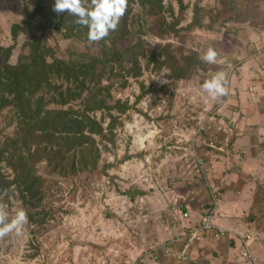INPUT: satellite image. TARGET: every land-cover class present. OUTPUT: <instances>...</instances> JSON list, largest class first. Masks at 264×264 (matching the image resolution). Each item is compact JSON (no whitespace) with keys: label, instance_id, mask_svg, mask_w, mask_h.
<instances>
[{"label":"rangeland","instance_id":"obj_1","mask_svg":"<svg viewBox=\"0 0 264 264\" xmlns=\"http://www.w3.org/2000/svg\"><path fill=\"white\" fill-rule=\"evenodd\" d=\"M164 5L173 13L153 17L134 6V27L119 47H128L134 36H141L148 53L169 45L201 57L212 47L218 59L232 65L230 94L212 100L201 90L224 64L205 62L203 69L176 80L168 67L149 62L148 54L141 61L142 76L116 94L132 107L122 116L115 145L94 137L84 148L86 167L56 186L50 200L55 213L44 224L29 221L23 235L0 239V264H131L154 242L193 229L209 211L216 227L251 236L264 264V0H184L183 9L175 0ZM33 9L31 0H0V45H14L12 27ZM196 11L199 26H194ZM162 18L170 27L164 35L159 34ZM34 37L60 59L97 53L92 43L68 39L64 30L37 31ZM24 42L20 35L12 65L27 60ZM180 63L178 57L173 62ZM162 70L167 75L161 78ZM15 126L4 111L0 139L12 136ZM43 167L38 166L40 173ZM19 209L17 201L8 205L9 219ZM215 232L197 244V264H214L211 255L205 260L206 250L217 249L209 242L229 246L231 240ZM240 253L218 264H246Z\"/></svg>","mask_w":264,"mask_h":264},{"label":"trees","instance_id":"obj_2","mask_svg":"<svg viewBox=\"0 0 264 264\" xmlns=\"http://www.w3.org/2000/svg\"><path fill=\"white\" fill-rule=\"evenodd\" d=\"M31 1L34 9L21 25L12 27L14 45H0V118L7 110L11 122L16 124L12 136L0 139V202L7 206L19 202L30 223L40 225L55 213L50 200L58 192L59 182H66L83 170L84 148L94 137L115 145L116 130L123 127L122 116L132 107L116 94L124 92L130 80L142 76V59L151 54L149 62L168 67L176 80L203 69L205 62L198 53H178L169 45L150 48L148 53L141 36H134L125 49L119 47L134 27V6L141 7L148 16L159 17L174 11L172 6L166 8V0H129L117 30L92 43L97 53H74L68 60L58 58L42 39H35V32L64 30L68 39L89 42L88 29L75 24L76 17L67 12H53L55 0ZM175 1L184 8V0ZM198 12L194 26L200 25ZM159 24V34H166L170 27L163 18ZM20 35L25 37L28 57L12 65L10 60ZM158 56L164 58L163 62L157 60ZM177 57L181 63L174 65ZM42 164L44 173L38 168Z\"/></svg>","mask_w":264,"mask_h":264},{"label":"clouds","instance_id":"obj_3","mask_svg":"<svg viewBox=\"0 0 264 264\" xmlns=\"http://www.w3.org/2000/svg\"><path fill=\"white\" fill-rule=\"evenodd\" d=\"M129 0H55L52 11L57 14L67 12L76 17L74 23L88 29L87 39L90 43L99 42L117 30L124 17ZM219 53L212 47L200 57L208 64H224L225 70L215 73L210 79H205L201 90L212 100H220L230 94L229 69L232 65L223 59H218ZM167 70H162V77ZM160 78V83L166 84ZM8 206L0 202V239L10 233L23 235L24 227L29 223L28 215L22 208L17 210L14 217L9 219Z\"/></svg>","mask_w":264,"mask_h":264},{"label":"built area","instance_id":"obj_4","mask_svg":"<svg viewBox=\"0 0 264 264\" xmlns=\"http://www.w3.org/2000/svg\"><path fill=\"white\" fill-rule=\"evenodd\" d=\"M213 212L208 215L200 224L199 227H195L193 229L187 230L185 233L183 232L181 235L177 236L171 241L166 242L163 246H156L149 250L147 255H142L131 264H148L149 260L152 264H164L160 261L159 253L162 251L168 257H175L182 264H186L191 261V257L189 254V250H191L196 242H198L202 238V233L211 232L213 229L218 230V233L222 237L228 236V231L225 229H221L216 227L213 223ZM242 238L243 243V252L241 256L251 263H255V259L250 250L251 246V237L250 236H240ZM149 256V257H148ZM153 259V260H152Z\"/></svg>","mask_w":264,"mask_h":264},{"label":"crops","instance_id":"obj_5","mask_svg":"<svg viewBox=\"0 0 264 264\" xmlns=\"http://www.w3.org/2000/svg\"><path fill=\"white\" fill-rule=\"evenodd\" d=\"M214 210V209H213ZM212 210V211H213ZM211 211V212H212ZM207 214H210V211L207 213ZM205 219V218H204ZM204 219H202L201 221H200V223L204 220ZM215 223V220L213 219L212 220V223ZM200 223H198L197 224V226H199L200 225ZM216 224V223H215ZM196 225H195V227H197ZM195 227H193V228H195ZM219 228V227H218ZM180 229V228H179ZM221 229H224V228H222L221 227ZM213 230H216L217 231V233H218V230H217V228L216 229H213ZM212 230V231H213ZM225 230H227V229H225ZM211 231V232H212ZM228 231V230H227ZM211 232H207V233H202V238L198 241V242H196V244L194 245V247L191 249V250H189V254H190V257H191V261L190 262H188V263H186V264H197L196 263V261L195 260H197L196 258L194 259V255H195V252H196V248H197V244L199 243V242H202V241H204L205 239H206V236H209L210 235V233ZM216 233V232H215ZM217 233H216V235H217ZM228 236H226V237H222L221 239L222 240H231V242H229V246L227 247V241H222V242H220V243H217V242H215V241H212V242H209L208 244H209V246H213V245H215L216 247H217V249L216 250H211V252H210V250H206V261H208V257H207V255H211L212 256V258H213V260H212V262L214 263V264H218V263H220V260L222 259V258H228V256H230V254H232V252H234V251H236V250H241V253L243 252V243H242V238L240 237L242 234L241 233H237V232H234V231H228ZM213 237H215L216 235L213 233V234H211ZM176 236H178V234L176 235ZM218 236H221L219 233H218ZM242 236H247V235H242ZM175 237V236H174ZM174 237H168V238H170L169 240H167V241H165V242H163L162 243V241H156V242H154V245H152V246H150L149 248H147L145 251H143L141 254H144V255H147V253L149 252V250L151 249V248H153V247H156V246H163V244H165L166 242H168V241H171V240H173L174 239ZM251 237V236H250ZM176 238V237H175ZM218 238H220V237H218ZM233 240V241H232ZM251 243V246H250V250H251V253H252V255H253V258L255 259V263L254 264H261V262H262V260L258 257V255H257V253H256V251H255V241L253 240V239H251V241H250ZM211 243H212V245H211ZM214 248V247H213ZM210 253H212V254H210ZM240 253V254H241ZM139 255L137 258H139L140 256H142V255ZM203 254V253H202ZM219 254H221V257L219 256ZM159 255H160V261H162V263H164V264H182L180 261H178L175 257H168V256H166L165 254H163V252L161 251L160 253H159ZM149 257V256H148ZM136 258V259H137ZM135 259V260H136ZM153 260V259H152ZM241 260H243L244 261V263H246V264H253V263H251L250 261H246L242 256H241ZM261 260V261H260ZM211 262V261H210ZM148 264H152L151 262H150V260H149V263Z\"/></svg>","mask_w":264,"mask_h":264}]
</instances>
